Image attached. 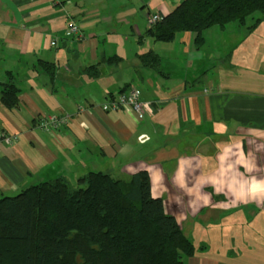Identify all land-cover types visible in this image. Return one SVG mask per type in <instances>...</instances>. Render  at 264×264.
<instances>
[{
    "label": "crops",
    "instance_id": "1",
    "mask_svg": "<svg viewBox=\"0 0 264 264\" xmlns=\"http://www.w3.org/2000/svg\"><path fill=\"white\" fill-rule=\"evenodd\" d=\"M182 1L0 0V91L8 73L18 88L16 108L0 104V138H16L0 144V195L91 170H145L152 196L205 247L183 264H264V21L251 33L210 28L200 48L187 32L144 36L151 16ZM70 21L79 39L64 36ZM225 30L239 39L227 52ZM149 51L163 74L141 64ZM131 88L141 117L101 109ZM44 114L67 121L43 132Z\"/></svg>",
    "mask_w": 264,
    "mask_h": 264
},
{
    "label": "trees",
    "instance_id": "2",
    "mask_svg": "<svg viewBox=\"0 0 264 264\" xmlns=\"http://www.w3.org/2000/svg\"><path fill=\"white\" fill-rule=\"evenodd\" d=\"M262 21L264 0H183L144 36L171 42L187 32L200 48L210 28L235 24L251 33ZM138 58L163 74L157 54L149 51ZM119 61L113 56L102 62ZM88 70L97 76L98 64ZM0 104L11 110L18 104L10 73L1 85ZM150 187L145 170L127 181L89 171L75 184L61 176L0 195V264H183L205 247L195 246Z\"/></svg>",
    "mask_w": 264,
    "mask_h": 264
},
{
    "label": "built area",
    "instance_id": "3",
    "mask_svg": "<svg viewBox=\"0 0 264 264\" xmlns=\"http://www.w3.org/2000/svg\"><path fill=\"white\" fill-rule=\"evenodd\" d=\"M161 16L154 15L151 16L150 22L155 23L160 20ZM64 36L67 38H77L81 37V32L79 26L70 21L67 23L65 28ZM55 45V41H51V46ZM145 105L140 101L139 92L137 89L131 88L128 91L121 92L114 98L109 99L106 103L101 106V109L105 112L108 111H117V110H132L139 117L142 116ZM38 127L43 132H53L59 129L62 124L66 123L64 117L55 115V114H44L38 116ZM16 138L14 136H2L0 138V144L9 146L15 143Z\"/></svg>",
    "mask_w": 264,
    "mask_h": 264
},
{
    "label": "rangeland",
    "instance_id": "4",
    "mask_svg": "<svg viewBox=\"0 0 264 264\" xmlns=\"http://www.w3.org/2000/svg\"><path fill=\"white\" fill-rule=\"evenodd\" d=\"M248 21H250V19H248ZM230 26H233L235 24H229ZM238 36V34L236 35H230L229 34V31L228 30H225V32H223L222 34V39H221V42H220V49L223 51V52H227L231 49V45L234 41H238L239 39H234ZM241 39V38H240ZM143 114V113H142ZM96 169L97 167H93V169ZM101 168V167H100ZM100 168H98V170H101ZM92 169V168H90ZM93 171V170H91ZM87 173V172H86ZM85 173V174H86ZM115 179H120V180H128L130 175L129 174H116L113 176ZM76 179L77 178H72V180H70V182L72 184H75L76 183Z\"/></svg>",
    "mask_w": 264,
    "mask_h": 264
}]
</instances>
